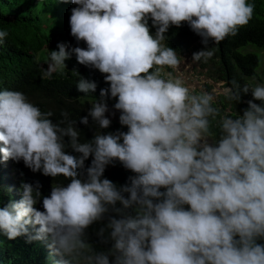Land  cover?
<instances>
[{"label": "clouds", "instance_id": "clouds-1", "mask_svg": "<svg viewBox=\"0 0 264 264\" xmlns=\"http://www.w3.org/2000/svg\"><path fill=\"white\" fill-rule=\"evenodd\" d=\"M71 3L77 7L71 9L70 34L87 47L69 51L58 43L41 78L62 73L72 54L105 74L109 87L100 89L79 121L88 125L91 117L98 130L81 141L67 111L54 121L51 111H42L23 92L0 90L2 159L22 160L33 172L70 181L53 184L48 195L38 181L22 182L21 199L0 207V234L9 240L23 236L28 243L47 240L62 264H264V243H258L264 240V83L233 80L226 100L240 103L248 93L252 99L242 114H222L212 93L197 94L165 73L179 71L182 62L166 44L170 26L186 22L205 45L192 61L207 63L215 52L209 41L219 44L237 35L253 18L254 4ZM8 35L0 30V44ZM79 77V92L96 91L95 81ZM109 98L116 99L113 107L127 131H99L111 124ZM115 161L134 173L120 186L104 177ZM41 201L42 210L36 207ZM105 220L96 235L111 246L97 250L87 230Z\"/></svg>", "mask_w": 264, "mask_h": 264}, {"label": "trees", "instance_id": "trees-1", "mask_svg": "<svg viewBox=\"0 0 264 264\" xmlns=\"http://www.w3.org/2000/svg\"><path fill=\"white\" fill-rule=\"evenodd\" d=\"M254 4L253 18L244 27L240 28L235 36H229L219 44H212L215 49L213 57L207 62H197L205 70V74L213 81H223L224 86L230 87L233 80L241 84L248 83L247 78L256 74L259 64L254 50L242 51L247 47L264 48V0H248ZM77 7L63 0H0V30H7L9 35L3 44H0V90H18L42 111L53 113L54 121L60 120L61 112L67 111L70 119H76V127L80 130L81 141L91 140L98 130V126L89 117V124L80 123V118L88 114L90 102L99 99L101 88L109 85L104 80V75L99 70L86 67L77 62L75 54L71 59L75 62V70L65 68L62 73H56L52 79H42L41 73L46 68L40 64V58L45 57L46 52L58 50V43H65L70 51L73 47H84L83 41H76L70 34L69 19L71 9ZM151 33L155 34V27L149 20ZM166 35V44L177 50V54L194 47L193 53L205 48L202 38L193 32L185 22L180 27L172 25ZM196 43V45H193ZM172 70V69H169ZM79 74H78V73ZM79 76L95 81L97 89L94 93L85 95L77 90L76 83ZM211 85H205V91H209ZM198 94L197 90H194ZM200 93V92H199ZM252 99L251 93L243 95L240 103L234 104L226 100L224 94L216 96V105L220 107L222 114L230 112L233 115L242 114L247 107L246 101ZM107 101L116 102L115 98ZM257 103H259L257 101ZM111 120L107 129H99L103 134L117 131H127V126ZM67 140V138H65ZM2 147V142H0ZM72 153L71 148L66 149ZM75 154V153H72ZM92 157L85 161V167L90 166ZM7 163L9 166H7ZM134 175L119 161L109 164L104 172V177L112 180L117 186L128 182V177ZM41 185L42 195L50 194L51 187L55 183L66 185L69 180L61 177L45 176L42 172H33L26 167L23 161L2 159L0 153V207L9 201L21 199V183L27 182ZM127 195V194H126ZM119 206V205H118ZM42 210V201L36 205ZM188 207L187 205L185 206ZM106 223H94L88 230V239L97 250H106L111 243L103 244L96 235L97 230ZM35 232V227H30ZM264 243V240H258ZM49 241L26 242L21 236L9 240L0 234V264H62L63 257L55 254L49 248ZM112 258L110 257V260Z\"/></svg>", "mask_w": 264, "mask_h": 264}, {"label": "rangeland", "instance_id": "rangeland-1", "mask_svg": "<svg viewBox=\"0 0 264 264\" xmlns=\"http://www.w3.org/2000/svg\"><path fill=\"white\" fill-rule=\"evenodd\" d=\"M193 45H196L194 43ZM194 47H190L188 50L182 52L179 54L181 56V65H180V70L179 71H173L166 69V73H170L172 77H175L177 79H180L184 82L185 85H187L191 90H197L198 93L201 91H205V85L209 84L211 85V88L209 93H212L215 97L218 94H224L225 90L228 88L224 86L223 81H213L207 75L205 74V70L202 69L197 62L192 61V54H193ZM243 52L248 51V50H254L253 52L257 55L259 64L256 68V74L252 77L247 78V81L251 85H255L257 83H264V48H255V47H246L241 49ZM49 53V52H48ZM48 53L46 52L45 57L40 58V64L43 65L45 64V67L47 68V64L45 63L48 61ZM67 68L71 70H75L76 65L75 62L70 58L65 61ZM108 107H109V112L106 113L109 119L112 120H117L118 114L120 113L118 110L114 109L113 105L115 104L114 102H109ZM113 113H115L113 115ZM7 166L9 164L7 163Z\"/></svg>", "mask_w": 264, "mask_h": 264}, {"label": "built area", "instance_id": "built-area-1", "mask_svg": "<svg viewBox=\"0 0 264 264\" xmlns=\"http://www.w3.org/2000/svg\"><path fill=\"white\" fill-rule=\"evenodd\" d=\"M165 73H166V69H165ZM167 74V73H166ZM170 78H172V79H177V78H175V77H172V76H170ZM187 86V85H186ZM188 87V86H187ZM191 89V88H190Z\"/></svg>", "mask_w": 264, "mask_h": 264}]
</instances>
